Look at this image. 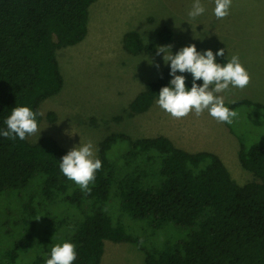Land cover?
<instances>
[{
    "label": "trees",
    "instance_id": "trees-1",
    "mask_svg": "<svg viewBox=\"0 0 264 264\" xmlns=\"http://www.w3.org/2000/svg\"><path fill=\"white\" fill-rule=\"evenodd\" d=\"M95 1L0 0V132L14 107L41 112L42 101L61 89L57 51L85 39ZM160 37L168 41L170 29ZM124 47L153 51L134 31ZM184 75L190 88L192 76ZM171 79L168 66L132 99L130 115L146 112ZM240 103L247 101L231 104ZM68 151L53 136L0 135V264H45L66 240L76 245L73 264H100L106 240L140 243L113 221L111 199L156 227L172 221L189 229L185 238L144 249L145 264H264V140L241 147L240 162L254 178L239 184L215 152L188 151L165 135L111 134L100 143L102 168L90 193L60 171Z\"/></svg>",
    "mask_w": 264,
    "mask_h": 264
},
{
    "label": "rangeland",
    "instance_id": "rangeland-1",
    "mask_svg": "<svg viewBox=\"0 0 264 264\" xmlns=\"http://www.w3.org/2000/svg\"><path fill=\"white\" fill-rule=\"evenodd\" d=\"M194 0H96L89 7L88 34L81 42L61 48L57 59L63 76L61 89L42 101L40 132L31 142L53 136L68 150L80 141H92L99 157L107 136L126 133L133 139L165 135L188 151H210L220 156L239 183L253 174L240 162L239 149L264 140V0H233L223 19L214 15V0H201L206 11L188 17ZM171 38L162 41L161 30ZM138 32L152 52L131 53L124 47L127 32ZM195 44L198 51L225 49L223 57L238 55L251 74L244 89L222 93L226 105L238 112L233 123L217 122L207 111L175 119L156 103L144 113L130 115L134 97L158 79L166 65L157 46L180 48ZM221 57L217 56L216 58ZM159 64V68L155 65ZM238 100L247 103L234 104ZM234 101V102H233ZM232 105V107H231ZM53 112L54 120L48 118ZM115 187V186H114ZM109 201L115 223L122 224L133 241L106 240L100 264H145L146 251L166 241L185 238L189 229L169 221L156 227L148 218L136 217ZM156 228H155V227Z\"/></svg>",
    "mask_w": 264,
    "mask_h": 264
},
{
    "label": "clouds",
    "instance_id": "clouds-1",
    "mask_svg": "<svg viewBox=\"0 0 264 264\" xmlns=\"http://www.w3.org/2000/svg\"><path fill=\"white\" fill-rule=\"evenodd\" d=\"M233 0H214V15L223 19L230 13ZM206 11L201 0H194L188 17L195 19ZM163 54V61L170 62L172 79L163 86L158 94L157 105L175 119H182L190 113L197 116L205 111L217 122L231 124L238 112L226 105L225 96L221 95L231 88H246L251 82V74L241 62L238 55H232L227 63L221 64L217 56L223 57L225 49L220 48L215 54L212 49L198 51L195 44L180 48L175 54L171 45L157 46L156 55ZM159 68V64L155 65ZM180 74H177V73ZM192 76V85H186V76ZM202 80V84H197ZM234 102V101H233ZM43 112L33 111L29 106H17L5 120L7 130L0 132L5 138L26 139L40 132L37 117ZM60 171L73 181L83 192L90 193L97 172L102 168V161L97 157L91 140L71 148L60 159ZM39 219V218H37ZM77 259L76 245L70 240L57 243L51 248L50 258L45 264H73Z\"/></svg>",
    "mask_w": 264,
    "mask_h": 264
},
{
    "label": "crops",
    "instance_id": "crops-1",
    "mask_svg": "<svg viewBox=\"0 0 264 264\" xmlns=\"http://www.w3.org/2000/svg\"><path fill=\"white\" fill-rule=\"evenodd\" d=\"M88 22H89V21H88ZM88 29H89V28H88ZM228 57H230V56H229V55H227V57H226V58L229 60V58H228ZM238 152H240V149H239V151H238ZM238 154H239V153H238Z\"/></svg>",
    "mask_w": 264,
    "mask_h": 264
}]
</instances>
